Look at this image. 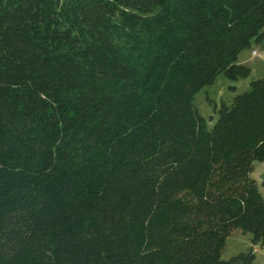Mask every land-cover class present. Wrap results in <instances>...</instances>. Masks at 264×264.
<instances>
[{
  "label": "trees",
  "instance_id": "16d2710c",
  "mask_svg": "<svg viewBox=\"0 0 264 264\" xmlns=\"http://www.w3.org/2000/svg\"><path fill=\"white\" fill-rule=\"evenodd\" d=\"M264 0H0V264H252L264 251Z\"/></svg>",
  "mask_w": 264,
  "mask_h": 264
},
{
  "label": "rangeland",
  "instance_id": "374dc122",
  "mask_svg": "<svg viewBox=\"0 0 264 264\" xmlns=\"http://www.w3.org/2000/svg\"><path fill=\"white\" fill-rule=\"evenodd\" d=\"M251 46L242 49L237 58V63L248 67L251 72L246 77L228 79L224 72L217 74L211 84L204 86L195 94L194 104L204 118L207 129L214 126L218 117V109L221 103L229 104L237 94L249 91L251 81L260 79L264 76V43L251 41ZM255 51V54H253ZM252 179L255 180L260 194L264 200V160L257 162L250 172ZM221 252L222 260L229 259L240 252H246L250 247L253 248L254 260L252 264H264L263 248L257 244L252 245L251 234L243 233L240 229H233L226 238Z\"/></svg>",
  "mask_w": 264,
  "mask_h": 264
},
{
  "label": "built area",
  "instance_id": "2783aa9c",
  "mask_svg": "<svg viewBox=\"0 0 264 264\" xmlns=\"http://www.w3.org/2000/svg\"><path fill=\"white\" fill-rule=\"evenodd\" d=\"M253 54H255V51H253Z\"/></svg>",
  "mask_w": 264,
  "mask_h": 264
}]
</instances>
